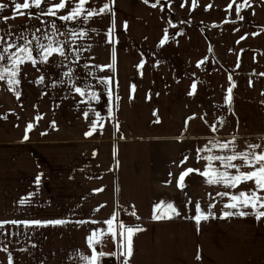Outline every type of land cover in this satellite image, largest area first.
<instances>
[{
	"label": "crops",
	"instance_id": "crops-1",
	"mask_svg": "<svg viewBox=\"0 0 264 264\" xmlns=\"http://www.w3.org/2000/svg\"><path fill=\"white\" fill-rule=\"evenodd\" d=\"M58 3L19 15L13 0H0L7 5L0 11V51L14 44L10 51L16 52L31 41L38 61L20 65L13 94L0 81V112L11 111L13 118L12 126L0 121V222H21L0 227V264H88L83 257L94 253L87 238L107 232L117 207L125 213L120 223L144 229L133 236L128 264H264V217H224L235 209L224 207L229 196L218 195L247 192L253 182L231 189L209 185L193 172L187 187L177 186L186 169H207L208 161L199 157L231 155L233 140L237 152L248 151L249 144L264 148V26L235 21L181 30L165 10L143 0H87L86 10L108 4L112 11L69 21L60 17L78 0L56 16L41 14ZM49 40L66 56L53 54L41 63L37 44ZM113 89L115 126L105 107ZM93 124L96 130L86 136ZM217 141L229 148L213 147ZM204 148L211 151H197ZM25 198L29 202L21 204ZM197 202L215 214L199 230L189 218L197 215ZM168 203L180 215L153 219L157 204V215L171 214ZM50 220L65 223L41 224L47 231L40 248L39 226L23 222ZM113 226L117 232L115 221ZM101 239L96 253L120 248L117 235Z\"/></svg>",
	"mask_w": 264,
	"mask_h": 264
},
{
	"label": "snow or ice",
	"instance_id": "snow-or-ice-1",
	"mask_svg": "<svg viewBox=\"0 0 264 264\" xmlns=\"http://www.w3.org/2000/svg\"><path fill=\"white\" fill-rule=\"evenodd\" d=\"M148 0H145V3H147ZM14 3V9L15 13L19 15H24L25 12L21 10H30L31 8H37L40 9L41 5L44 3H50V0H24L23 3L18 2V0H13ZM87 3V0H78V3H76L74 6L70 7V11L68 15L61 16L60 19L69 21V20H75L81 16L86 15L87 17L97 16L101 15L105 12H111L112 9L109 7L108 4H105L102 8H100L98 11L96 10H86L84 8V5ZM197 0H193V7L196 6ZM232 3H235V0H232ZM71 4V0H60V3L53 4L51 7H48L47 11H42V15H49V16H56L57 12L60 10H63L66 8V6H69ZM153 7L156 5L153 4ZM244 6H250L248 5V0H245L244 5L238 6V10L240 7ZM7 7V5L0 4V11H3L4 8ZM208 7H211L209 5ZM232 7V4H229V8ZM28 14H31L30 12ZM240 19H243L241 16ZM55 27V25H53ZM113 27H114V21H113ZM127 25L125 24V28ZM73 36L76 35H82L78 33H72ZM164 40H167V36H165ZM3 40L0 38V43H2ZM164 41H162L163 43ZM31 41H28L26 45L20 46L17 48L16 52H11L10 50L15 47L14 44H8L6 48L3 49V51H0V81H4L7 83L9 88L13 91H15V85H19L20 80L17 78L19 75L20 65L31 62L33 65H35L38 61L35 56H33V49L30 47ZM55 45V46H54ZM37 48L39 49V62H46L50 56L53 54H59L62 57L66 56L65 50L62 46L56 44L54 41L49 40V43L42 44L38 43ZM7 53V56L5 55ZM11 61V68L4 67L3 62L5 60ZM142 67V65H141ZM231 79V77H229ZM43 80V77H41V81ZM110 83V81H109ZM235 87L233 84L231 87L227 90V96H226V102L231 105L232 103V90ZM134 90V86H133ZM76 91L80 93L81 96L85 95V93L80 89L76 88ZM196 91V84L193 83L192 85V92L195 93ZM17 97H19V92L16 93ZM92 98L95 99V93L92 94ZM85 116L87 117V113H85ZM6 118V117H4ZM42 117L38 116L37 120L41 119ZM117 130H119V126L117 125ZM33 128V125L30 123L28 124L26 128V134L24 139L27 140V132L31 131ZM96 130V125L93 124L92 130L85 133L86 136H91L93 132ZM213 131H215V127H213ZM233 145V148L231 149L232 154L231 155H209V156H202L199 157L200 159H205L208 161L207 169L203 172H201L199 169H192L188 168L184 172L180 174L177 181V186L181 188L182 190L187 187L188 185L185 184V178L188 177L191 173L196 172L197 174L205 177V183L209 185H222L226 188L235 189L242 183H247L249 181L253 182L255 187L247 192H239L238 194H229L227 192H221L218 193L221 197L229 196L230 203H227L224 205L227 209H235V211H227L223 215L224 217L228 216H246V215H254L257 220H260L262 217H264V211H261V209H264V195H261L260 193H264V148L260 144H249L248 145V151H242L237 152L235 150V141L230 142ZM213 147H218L221 151L227 150L229 148L228 143H220L216 142ZM257 149H260V151H257ZM198 152L203 151H211V149L204 148V149H198ZM219 162V167H216L214 165V162ZM236 161H241V163H236ZM185 161H181V165L185 163ZM243 168H249L250 171H242ZM235 170L234 172L232 170ZM171 175V173L169 174ZM171 181H169L170 183ZM36 183H40V176H37ZM102 190V189H101ZM100 191V190H98ZM29 201L25 198L20 201L21 204H26ZM163 202H161L162 204ZM215 207V204L210 205V208ZM160 208V204H157L154 206L153 209V219L160 220V219H172L174 216H179L180 212L178 211L177 207L174 206L172 203L167 204V209L171 210V214L169 215H157L156 212ZM251 208L253 211L251 213L245 212L241 209ZM196 211L197 215L194 217H189L190 219L195 220L197 224V230H199V225L201 221H207L210 217L215 218V214L211 211L205 212L201 209L200 204L196 203ZM132 215H135V212L132 213ZM117 219L115 215L113 217L106 221L108 224L107 232L105 233L104 230H101V232H93L92 235H90L87 240L89 243V246L92 247L93 250V256L92 257H83L85 261L88 262V264H99V258L103 257L105 255H116V253L106 254L103 251H100L99 253H96L95 244H101L103 243V240L101 239V236L104 235L106 237L107 234H111L112 238L115 239L117 232L116 228L113 226V222ZM139 219V217H137ZM6 223H21L17 221H10V222H0V227H3ZM25 224H35V225H41V224H63L65 221L63 220H55V221H30V222H23ZM120 229V243L119 247L121 249L119 255L124 256L125 259L123 261V264H128V259L131 257L133 253V247H132V240L133 236L139 232L144 231V229L140 228L139 226H125L122 222L119 224ZM197 259H200V256L197 255Z\"/></svg>",
	"mask_w": 264,
	"mask_h": 264
},
{
	"label": "rangeland",
	"instance_id": "rangeland-1",
	"mask_svg": "<svg viewBox=\"0 0 264 264\" xmlns=\"http://www.w3.org/2000/svg\"><path fill=\"white\" fill-rule=\"evenodd\" d=\"M147 3L151 5L155 4L156 6H159L163 10H165L169 22L176 27L179 28L181 27V30H184L185 27L188 25L191 26L197 25L205 29V26H211V25L218 26L220 24L230 23L235 21H240V22L242 21L247 24L264 26V0H248V5L250 6L240 7L239 10H238V6L244 5L245 0H235V3H232V0H197L195 7H193V0H180V2H177L175 0H148ZM229 4H232L231 8H229ZM209 5H211V7H208ZM250 10L256 11V13H254L255 16L250 15L249 12ZM241 16L246 17V19L244 17L243 19H240ZM3 66L8 68L12 67L11 62L7 64H3ZM7 87H8L7 92H9V95L16 92V86H14L15 91L11 90L8 85ZM89 98H92V96H88V99ZM6 106L7 109L11 107L9 101L7 102ZM105 107H106V111L111 115L113 124L115 126L117 119V114H116L117 109H116V98H115L114 89L111 92V94H109ZM3 108L4 107H1L0 109ZM0 118L3 119L0 121L6 122L7 124H10L12 126L13 118L11 111L5 110L3 112H0ZM12 148H13L12 146H7L6 152H12ZM37 156L38 159L41 160L42 155L40 154V151L37 153ZM8 165L9 164H7V166ZM124 215H125L124 211H122L120 208L117 207L116 215H115L117 219L115 220V222L117 225V242L119 243L121 239L119 235L120 233L119 223ZM38 226H39V247L41 248L42 247L41 235L45 233L47 229L46 230L44 229V225H38Z\"/></svg>",
	"mask_w": 264,
	"mask_h": 264
},
{
	"label": "built area",
	"instance_id": "built-area-1",
	"mask_svg": "<svg viewBox=\"0 0 264 264\" xmlns=\"http://www.w3.org/2000/svg\"><path fill=\"white\" fill-rule=\"evenodd\" d=\"M120 251L121 250L119 248L112 252V253H116V255L104 256L101 260V264H123V258L121 255H119Z\"/></svg>",
	"mask_w": 264,
	"mask_h": 264
}]
</instances>
